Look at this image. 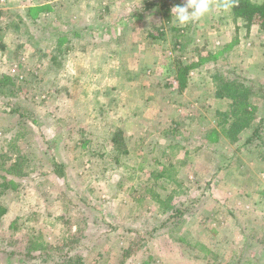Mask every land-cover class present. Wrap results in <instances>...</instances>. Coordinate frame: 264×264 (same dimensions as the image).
Listing matches in <instances>:
<instances>
[{
	"label": "rangeland",
	"instance_id": "rangeland-1",
	"mask_svg": "<svg viewBox=\"0 0 264 264\" xmlns=\"http://www.w3.org/2000/svg\"><path fill=\"white\" fill-rule=\"evenodd\" d=\"M185 2L0 0V177L12 182L0 264H53L22 255L32 240H76L85 264H118L130 246L126 264H264V146L246 144L250 130L206 137L228 104L215 70L255 83L264 125V32L217 0L177 26L163 6ZM193 64L180 93L177 66ZM156 175L162 199L176 192L171 206L189 210L179 226L141 200Z\"/></svg>",
	"mask_w": 264,
	"mask_h": 264
},
{
	"label": "trees",
	"instance_id": "trees-1",
	"mask_svg": "<svg viewBox=\"0 0 264 264\" xmlns=\"http://www.w3.org/2000/svg\"><path fill=\"white\" fill-rule=\"evenodd\" d=\"M218 2L226 5L231 9L232 15L236 19H240L246 23V27H250L253 24H258L262 32H264V3H258L252 0H217ZM169 15L171 11V5L166 4L163 6ZM76 35L77 33L74 32ZM60 40H65L64 36H61ZM67 40V39H66ZM63 44V41H60ZM69 43L68 51L73 49L71 42ZM61 50V48H60ZM198 64L193 65H178L176 70V78L179 81V92L182 93L187 88V78L192 68L197 67ZM214 83L215 97L219 100L227 101V107L225 111H217L215 114V123L217 127L207 132V140L210 142H217L220 139H224L231 144H235L240 140L241 134L244 131H252L251 136L246 139V144H253L259 141L261 146H264L263 130L264 125L257 118V107L252 103V98L255 92V83L249 79H245L238 75L235 71L228 70H215L211 76ZM5 79H7L5 77ZM9 79V78H8ZM27 119V118H26ZM30 119V116H28ZM117 138V137H116ZM113 139V144L116 146L117 139ZM127 153V152H125ZM3 158V157H2ZM5 160H9L6 158ZM4 160V162H5ZM3 165H6V163ZM174 167V166H170ZM22 168L17 164H11L7 167V174L12 176H22ZM54 172L60 178H65L64 168L57 162L54 163ZM153 177V176H152ZM158 175L153 177V180H147L140 189L141 200L146 196L151 200L160 204V207L164 209V213L170 212L168 218L165 220L166 224L180 225L181 219L188 213V208L171 206V198L176 192H173L171 196L164 201L159 193L156 191V181ZM172 178V176H171ZM11 183L6 179L0 177V227L3 223V219L8 212L7 207L4 205L2 199L8 190L11 188ZM178 185V181H175ZM17 221L12 224V228L16 229ZM181 243H186L184 238L174 236ZM29 249L22 254L23 256H30L34 251H40V258L44 261H51L53 264H85L83 256L75 252L78 244L76 240L64 242L61 245H49L46 242L30 241ZM138 246L140 245L137 244ZM136 246V247H138ZM135 253V246H130L123 250L122 258L118 264H126L129 259L132 258ZM23 262V261H22Z\"/></svg>",
	"mask_w": 264,
	"mask_h": 264
},
{
	"label": "clouds",
	"instance_id": "clouds-1",
	"mask_svg": "<svg viewBox=\"0 0 264 264\" xmlns=\"http://www.w3.org/2000/svg\"><path fill=\"white\" fill-rule=\"evenodd\" d=\"M210 0H186L182 5L171 9L175 25L184 27L207 15L211 10Z\"/></svg>",
	"mask_w": 264,
	"mask_h": 264
}]
</instances>
